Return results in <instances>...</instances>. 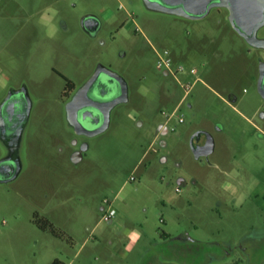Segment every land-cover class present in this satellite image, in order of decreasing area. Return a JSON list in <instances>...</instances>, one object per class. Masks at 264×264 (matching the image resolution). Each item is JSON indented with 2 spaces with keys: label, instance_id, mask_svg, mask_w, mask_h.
<instances>
[{
  "label": "rangeland",
  "instance_id": "rangeland-1",
  "mask_svg": "<svg viewBox=\"0 0 264 264\" xmlns=\"http://www.w3.org/2000/svg\"><path fill=\"white\" fill-rule=\"evenodd\" d=\"M89 15L100 21L95 34L83 27ZM225 23L218 9L194 19L146 0H0V106L11 90L30 101L22 171L0 186V264H264V122L257 114L254 129L219 99L223 88L246 89L238 108L264 111L255 61L239 55L263 63L264 48ZM165 49L205 67L178 75L201 77L183 101L175 77L157 69ZM100 65L123 80L127 99L110 108L105 130L79 134L67 106ZM217 115L233 117L227 135ZM201 128L216 148L197 158L190 133Z\"/></svg>",
  "mask_w": 264,
  "mask_h": 264
},
{
  "label": "water",
  "instance_id": "water-1",
  "mask_svg": "<svg viewBox=\"0 0 264 264\" xmlns=\"http://www.w3.org/2000/svg\"><path fill=\"white\" fill-rule=\"evenodd\" d=\"M146 2L154 8L181 14L190 18H203L209 13L213 6L221 4L226 5L230 9V20L233 27L250 43L264 47V40L257 39L255 35L256 29L264 23V2H260L257 6L252 5L254 0H226L224 2H217L214 0H146ZM83 27L89 33H95L100 27V21L96 16H86L83 19ZM104 77L114 80L119 84L120 90L118 94H115V91L107 97L103 94L104 91L100 89V86ZM263 79L264 62H261L258 89L264 97ZM93 90L95 94L91 95V91ZM19 92L20 90L15 91V93ZM9 94H12V92ZM25 95L27 96L26 91ZM126 99L127 91L123 80L116 73L100 65L94 76L85 84L81 92L68 103L67 108L75 125L76 132L88 135L102 132L109 125L110 108L116 103ZM89 107L94 108L102 117V121L94 128L87 127L79 118L80 111ZM85 113L86 112H84V115ZM191 146L195 157L198 158L202 155H209L215 148L214 138L210 133H207L204 144L194 145L191 141ZM78 155V153L73 155L74 162L80 160V158L77 157Z\"/></svg>",
  "mask_w": 264,
  "mask_h": 264
},
{
  "label": "flooded vegetation",
  "instance_id": "flooded-vegetation-1",
  "mask_svg": "<svg viewBox=\"0 0 264 264\" xmlns=\"http://www.w3.org/2000/svg\"><path fill=\"white\" fill-rule=\"evenodd\" d=\"M214 1H226V0H214ZM264 2V0H254L252 2V5L257 6L259 3ZM212 9H218V13H226V19H227V24L225 23L222 27L225 28L224 26L229 25L230 29L234 32H237L241 37L246 39L242 34H240L232 25L231 20H230V9L226 5H215L213 6L209 13L203 17V18H194V19H205L209 14L211 13ZM190 18V17H188ZM222 22V21H220ZM209 25L207 26H210ZM220 25V24H219ZM264 27V23L260 25L256 31L255 35L257 39L264 40V37L258 36V31ZM100 28V27H99ZM98 31V30H97ZM96 31V32H97ZM95 32V33H96ZM234 32V33H235ZM95 33H90V34H95ZM247 40V39H246ZM248 41V40H247ZM252 44V43H251ZM257 48H264L263 46H257L253 44ZM245 58H250L255 61L256 67H257V78H256V84H258L259 79H260V64L261 62L257 61V57L250 56L246 52H241ZM263 85H264V79H263ZM264 87V86H263ZM75 89L74 84L69 85V89L67 92H65L66 95H73V90ZM100 89H103V94L107 97L109 96L113 91H115V94L119 93L120 86L119 84L111 80L109 78H103L102 84L100 86ZM19 93H15L16 90H11L12 94H8V96L4 99L3 103L0 106V142L3 143V145L7 148L6 153H1L0 151V186H7V184L14 182L16 178L19 176V174L22 171V163L20 160V157L18 155V150H19V141L22 138L23 135V130L25 128V125L28 121L29 118V112H30V101L28 97L25 95V90L19 89ZM223 90L226 93V96L230 100L237 101L241 99L242 101H245L247 99V96H245L246 89L243 90V92H238L235 90H228V88H223ZM227 91V92H226ZM9 92V93H10ZM259 97L264 98L263 95L259 92ZM95 94L94 90L91 91V95ZM114 94V95H115ZM248 100V99H247ZM255 105V104H254ZM84 112L85 115H84ZM258 114V117H260V122H264V111L261 110L258 113V109L256 107V110L254 111V115ZM79 118L83 123L89 127V128H94L97 126L101 121L102 117L101 115L94 109V108H87L83 109L79 113ZM259 129H261V123L256 122ZM264 124V123H263ZM163 129H160L159 132L161 134H167L169 131L168 126L165 125V123L160 124ZM219 128V126H217ZM166 129L167 131H165ZM209 131L207 129H199L195 131L191 136H190V143L191 141L193 142L194 145L197 144H204L206 141V135ZM83 134V133H81ZM85 134V133H84ZM83 148H87L86 145L83 146ZM77 149L74 150L72 153L73 155L75 153H78L79 155L77 156L80 158V160L83 159V155L85 154L86 149ZM80 156V157H79ZM79 160V161H80ZM78 161V162H79ZM32 221H35L36 226L43 230H46L48 228V220H46L44 217L40 218L37 213L33 214Z\"/></svg>",
  "mask_w": 264,
  "mask_h": 264
},
{
  "label": "crops",
  "instance_id": "crops-1",
  "mask_svg": "<svg viewBox=\"0 0 264 264\" xmlns=\"http://www.w3.org/2000/svg\"><path fill=\"white\" fill-rule=\"evenodd\" d=\"M199 55H201L200 53H199ZM203 55H206V56H208L209 57V61L208 62H211V65H210V67L212 66V64H213V67H214V60H215V58H213V57H211L208 53H205V54H203ZM239 55H241V56H243L242 54H239ZM188 56H189V53H187V54H185L184 55V57L183 58H180V59H182L183 61H186V60H188L189 58H188ZM245 57V56H244ZM172 58H174L173 56H172ZM175 59V60H174ZM173 60H174V62L176 63V64H182V63H178L179 61L177 60L176 61V57L174 58ZM186 66V68H190V67H195V68H197V70H198V74H202L203 72H204V69H205V67H202V68H199V67H197V66H195V65H193V64H189V65H185ZM204 66V65H203ZM198 78L200 79L201 77H200V75L198 76ZM225 92V91H224ZM227 92V91H226ZM226 93H224V94H220L219 93V99L221 100V102H222V105L224 106V108H227V110H225L224 112H226V114H227V111L228 110H230L235 116V118H237V120H244V121H246L247 122V124H249V125H251L254 129H259V127H258V125H257V121L255 120V115H254V112H251V115L252 116H250V117H248L246 114H244L243 113V111H242V109H240V108H238L239 106H242V105H244L245 104V101H242L241 99H239V100H237V101H234V100H230L229 99V101L227 100V96L225 95ZM164 99H167V98H164ZM181 101H182V99H181ZM181 101H180V103H181ZM180 105V104H179ZM179 106H177L175 109H174V111H176L177 110V108H178ZM173 111V112H174ZM172 112V113H173ZM220 112V109L218 110V113ZM171 113V114H172ZM219 115H217V116H214L215 117V119L213 120V122L214 123H216V125L217 126H219V128L217 127V131H219V132H223L224 134H226V132H228V129H227V124L228 123H230V122H232V118L231 117H228L229 115H227V116H225V118H223V120L222 119H220V118H222V116H220V117H218ZM224 117V116H223ZM218 121H221L222 123L220 124ZM165 125L167 126V124L165 123ZM201 129H205V128H201ZM207 129V128H206ZM209 132L208 133H210L212 136H213V133H211V130L210 129H207ZM263 131V133H264V130H262ZM193 134V133H192ZM191 133H190V136L192 135ZM230 134V133H229ZM227 135V134H226ZM213 138H214V136H213ZM214 142H215V139H214ZM215 148H216V142H215ZM215 148H214V150H215ZM180 183H184V181L183 180H181L180 181Z\"/></svg>",
  "mask_w": 264,
  "mask_h": 264
},
{
  "label": "built area",
  "instance_id": "built-area-1",
  "mask_svg": "<svg viewBox=\"0 0 264 264\" xmlns=\"http://www.w3.org/2000/svg\"><path fill=\"white\" fill-rule=\"evenodd\" d=\"M157 52V56H158V61H157V69L160 71H163L165 75H172L173 77H175V79L179 82L181 88L184 91V95L182 97V101L186 99L187 95L191 92L194 84L199 81L200 79L198 78V76L193 80H189L186 82H182L179 78L178 75H182L184 73H186V67L182 64H176L172 58V56L170 55V52L165 49L162 52L160 51H156ZM188 72L192 75H198V70L195 67H190L187 69ZM176 113V111H174L170 116L168 115L167 119H170L174 114ZM180 122L183 121L182 118H180L179 120ZM131 179H135V177H131ZM177 190H180V188H177ZM106 203H110L109 200H105ZM116 210L115 208L110 204L109 209L107 211V215H105V218L108 221H112L113 218L116 215Z\"/></svg>",
  "mask_w": 264,
  "mask_h": 264
},
{
  "label": "trees",
  "instance_id": "trees-1",
  "mask_svg": "<svg viewBox=\"0 0 264 264\" xmlns=\"http://www.w3.org/2000/svg\"><path fill=\"white\" fill-rule=\"evenodd\" d=\"M71 84V82L70 83H68V86ZM52 264H64V262H62V261H60V260H55Z\"/></svg>",
  "mask_w": 264,
  "mask_h": 264
}]
</instances>
